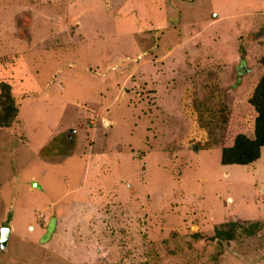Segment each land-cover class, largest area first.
Returning a JSON list of instances; mask_svg holds the SVG:
<instances>
[{
    "label": "rangeland",
    "instance_id": "obj_1",
    "mask_svg": "<svg viewBox=\"0 0 264 264\" xmlns=\"http://www.w3.org/2000/svg\"><path fill=\"white\" fill-rule=\"evenodd\" d=\"M263 55L264 0H0V264H264Z\"/></svg>",
    "mask_w": 264,
    "mask_h": 264
},
{
    "label": "trees",
    "instance_id": "obj_2",
    "mask_svg": "<svg viewBox=\"0 0 264 264\" xmlns=\"http://www.w3.org/2000/svg\"><path fill=\"white\" fill-rule=\"evenodd\" d=\"M260 62L264 66V55L260 58ZM248 101L255 111L253 135L238 133L228 145L221 148L220 162L224 165H246L255 162L261 156V149L264 147V73L259 78ZM18 112L11 85L0 81V127H10L15 122ZM240 222L241 220H234L221 223L220 227L227 226L229 229L224 231L215 227V237L231 239L235 229L243 227Z\"/></svg>",
    "mask_w": 264,
    "mask_h": 264
},
{
    "label": "flooded vegetation",
    "instance_id": "obj_3",
    "mask_svg": "<svg viewBox=\"0 0 264 264\" xmlns=\"http://www.w3.org/2000/svg\"><path fill=\"white\" fill-rule=\"evenodd\" d=\"M73 132L74 131L67 130L66 132H64L63 135H59V137H56L54 139V144H53L54 150H52L53 155L56 154L55 156H57L58 154H60V152L65 153V151H71L72 152L74 150L73 147H71L73 145V141H74V139L72 138ZM63 137H64V139H69V145L70 146H68L67 148H65L66 144H65V140H63ZM69 147H71V148H69Z\"/></svg>",
    "mask_w": 264,
    "mask_h": 264
},
{
    "label": "water",
    "instance_id": "obj_4",
    "mask_svg": "<svg viewBox=\"0 0 264 264\" xmlns=\"http://www.w3.org/2000/svg\"><path fill=\"white\" fill-rule=\"evenodd\" d=\"M70 131H73L70 129ZM35 187H40L37 183L33 184ZM11 228L9 226H2L0 228V250L5 254L8 250V241L10 237Z\"/></svg>",
    "mask_w": 264,
    "mask_h": 264
},
{
    "label": "built area",
    "instance_id": "obj_5",
    "mask_svg": "<svg viewBox=\"0 0 264 264\" xmlns=\"http://www.w3.org/2000/svg\"><path fill=\"white\" fill-rule=\"evenodd\" d=\"M263 198H264V194H263Z\"/></svg>",
    "mask_w": 264,
    "mask_h": 264
}]
</instances>
